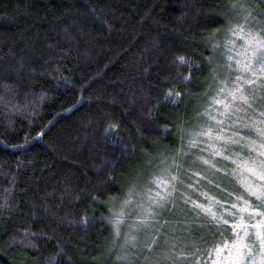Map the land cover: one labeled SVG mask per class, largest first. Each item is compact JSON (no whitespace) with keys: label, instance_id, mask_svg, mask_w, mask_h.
I'll use <instances>...</instances> for the list:
<instances>
[{"label":"trees","instance_id":"16d2710c","mask_svg":"<svg viewBox=\"0 0 264 264\" xmlns=\"http://www.w3.org/2000/svg\"><path fill=\"white\" fill-rule=\"evenodd\" d=\"M246 16L264 37V0H0V264H209L264 232ZM161 177L165 208L118 219Z\"/></svg>","mask_w":264,"mask_h":264},{"label":"rangeland","instance_id":"374dc122","mask_svg":"<svg viewBox=\"0 0 264 264\" xmlns=\"http://www.w3.org/2000/svg\"><path fill=\"white\" fill-rule=\"evenodd\" d=\"M249 20L250 17L246 16L242 20L241 24H237L238 28L233 29L231 34L232 38L229 39L230 48H228L227 44L226 50L231 49V56L234 63H240L243 66H248V73L251 74L250 76L253 75V77L257 78L258 76L260 77L264 71V37L262 35L261 29L257 28L255 24L252 25L251 21ZM239 22L237 21V23ZM256 25L260 26L258 22ZM229 72L230 71L226 70V75H229ZM229 81H231V84L233 85L237 84L236 79L233 81L229 79H225V81L221 80L219 84H227ZM220 85L217 87L218 92L216 95H219V97H216V101L225 102L227 101V95H223L220 92V90H222L220 88L224 86ZM235 91L236 88L230 90L229 92L235 93ZM176 180V176L172 178V181ZM166 186L167 179L163 180L162 177L152 178L148 183L147 189L143 185V189L141 188L142 190L140 189L141 191H138V193H128L125 199L115 206H124L126 209H130L132 206L131 210L128 214L124 213L123 211L118 212L117 215L120 217L118 219L128 215H131V217L134 216L137 219H141V217L146 215L145 211L147 210L148 206H162V208H165L170 195L169 193L162 194V192L166 191ZM139 202H141L142 206H138ZM145 225H149V223L145 222ZM218 250L225 251H217L218 253L216 252L214 257L211 258L209 264H264V232H262L260 229H257L252 233L251 236H247V234L241 236L237 238L229 247H222Z\"/></svg>","mask_w":264,"mask_h":264}]
</instances>
